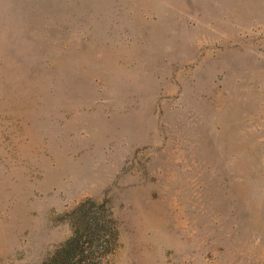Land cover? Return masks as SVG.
I'll use <instances>...</instances> for the list:
<instances>
[{
  "label": "rangeland",
  "instance_id": "1",
  "mask_svg": "<svg viewBox=\"0 0 264 264\" xmlns=\"http://www.w3.org/2000/svg\"><path fill=\"white\" fill-rule=\"evenodd\" d=\"M0 264H264V0H0Z\"/></svg>",
  "mask_w": 264,
  "mask_h": 264
},
{
  "label": "trees",
  "instance_id": "2",
  "mask_svg": "<svg viewBox=\"0 0 264 264\" xmlns=\"http://www.w3.org/2000/svg\"><path fill=\"white\" fill-rule=\"evenodd\" d=\"M69 258H70V254H69Z\"/></svg>",
  "mask_w": 264,
  "mask_h": 264
}]
</instances>
